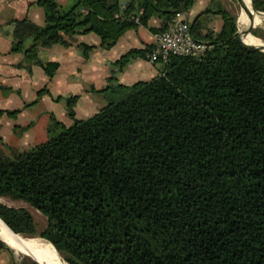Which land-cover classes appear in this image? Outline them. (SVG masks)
I'll list each match as a JSON object with an SVG mask.
<instances>
[{"label": "trees", "instance_id": "16d2710c", "mask_svg": "<svg viewBox=\"0 0 264 264\" xmlns=\"http://www.w3.org/2000/svg\"><path fill=\"white\" fill-rule=\"evenodd\" d=\"M194 1L38 0L45 24L12 19L11 48L50 77L59 63L40 58L41 47L88 31L107 47L154 14L157 29L166 27ZM228 3L209 0L190 21L203 52L169 55L151 79L109 83L105 103L85 118L74 116L76 96L68 97L73 122L50 115L47 138L27 148L0 135V196L28 202L46 222L38 228L29 209L1 200L0 220L46 239L66 264H264V51L241 43ZM254 4L264 10V0ZM216 16L218 29L210 25ZM79 45L85 55L92 46ZM150 47L114 62L121 68ZM0 251L11 264H39L11 255L1 238Z\"/></svg>", "mask_w": 264, "mask_h": 264}, {"label": "crops", "instance_id": "0c3cea01", "mask_svg": "<svg viewBox=\"0 0 264 264\" xmlns=\"http://www.w3.org/2000/svg\"><path fill=\"white\" fill-rule=\"evenodd\" d=\"M57 1L63 6L72 3V0ZM129 1L131 0H120L122 6ZM208 2L209 0H195L182 14L191 21ZM26 14L38 24L46 22L44 8L38 0H0V100L10 102L13 98L20 99L15 104L19 108L15 113L1 114L4 119L0 122V132L5 127L8 130L29 121L34 123L27 129V136L23 134L18 138L19 135L13 129L10 130L12 138L6 142L12 146L32 145L45 140L48 119L59 104V99H63V95L76 96L73 101L74 116L85 118L105 103L102 89L109 83L131 84L137 80L151 79L158 75L163 65V61H149L145 54L133 56L121 68L114 62L131 48L143 49L146 45H154V32L162 23L157 13L127 29L107 47L100 46L101 38L93 31L77 34L69 45L54 43L41 47L38 52L40 58L59 63L54 74L49 77L39 64L29 59L25 62L22 52L10 50L12 19L22 18ZM220 24L219 16L210 22L215 29H218ZM80 42L92 45L85 48L86 55L79 45ZM41 87L45 90L38 94L37 90ZM46 98L50 99V106L38 110L36 105ZM23 100L28 102L23 105ZM64 111L66 110L60 115H55L68 125L73 119L67 117L68 114ZM0 135L2 136V133ZM0 264H11L10 256L4 251H0Z\"/></svg>", "mask_w": 264, "mask_h": 264}, {"label": "built area", "instance_id": "2783aa9c", "mask_svg": "<svg viewBox=\"0 0 264 264\" xmlns=\"http://www.w3.org/2000/svg\"><path fill=\"white\" fill-rule=\"evenodd\" d=\"M183 12L174 13L166 27L154 32V45L145 54L149 61L164 62L171 54L195 55L206 49L205 41L192 36L190 21L182 14ZM129 18L138 21L137 15L131 14Z\"/></svg>", "mask_w": 264, "mask_h": 264}, {"label": "rangeland", "instance_id": "374dc122", "mask_svg": "<svg viewBox=\"0 0 264 264\" xmlns=\"http://www.w3.org/2000/svg\"><path fill=\"white\" fill-rule=\"evenodd\" d=\"M225 1H227V2H229L228 4H229V6H230V9L232 10V11H234L235 13H236V15L237 14H239V12H237V10L235 9V4H234V1L233 0H225ZM29 16V15H28ZM27 16V14L24 16V17H27V18H29ZM260 17V19H261V22H258V24L257 25H248V27L250 28V30H251V32H252V34L255 36L256 34L255 33H253V30H255V29H259V30H262L263 32H264V18L263 17H261V16H259ZM29 19H31V18H29ZM32 20V19H31ZM238 29H239V27H238ZM258 36V38H260L261 40H263L264 41V37H261V36H259V35H256V37ZM29 42H30V40L28 39L26 42H25V46L26 45H28L29 44ZM11 44H12V42H11ZM10 50H11V52H13V51H20V52H22V54H23V56H24V59H25V62H27L28 60H27V58L25 57V55H24V50H12V48H11V46H10ZM20 63V62H19ZM44 88V87H43ZM43 88L41 87V88H38V90H37V93L38 94H40L42 91L41 90H43ZM45 90V89H44ZM35 95V94H34ZM31 96V95H30ZM71 96H73V95H71ZM63 97V99L62 98H60L59 99V104L55 107L56 109H55V111H54V113H52V115H54L56 118H57V116L56 115H60L62 112H63V110H66V111H64V112H67V109H68V97H70V96H67V95H63L62 96ZM33 98V97H32ZM34 99V98H33ZM20 99L19 98H13V101H10V102H6V101H4V100H0V109H5V110H14V109H19V108H17L18 106H15V104L19 101ZM31 100V99H30ZM26 102H28V101H26ZM26 102H24V100H23V105L26 103ZM50 104H51V101H50V99L49 98H46V99H43L41 102H38V104L36 105V107H38L37 109L38 110H41V109H43V107L44 106H50ZM22 105V106H23ZM39 105H42V106H39ZM1 106H3V108H1ZM55 106V105H54ZM71 106H72V108L74 107V102H72L71 103ZM54 108V107H53ZM53 110V109H52ZM73 110H74V108H73ZM98 110V109H97ZM3 112H0V122L1 121H3V119H4V115L3 116H1V114H2ZM4 113H6L7 115L8 114H10V113H8V112H5L4 111ZM56 114V115H55ZM67 114H68V112H67ZM74 114H75V112H74ZM10 115H12V114H10ZM63 115V114H62ZM67 117H71L69 114L67 115ZM72 118V117H71ZM58 119V118H57ZM73 119V118H72ZM49 120H50V117H49V119H48V122H49ZM64 120V119H63ZM72 122H73V120H72ZM71 122V123H72ZM70 123V124H71ZM27 124H29L28 126H27ZM31 124H34V123H31V121H29V123H26V124H24V125H20V126H18L17 128L16 127H13V128H10V129H8V130H6V127L5 128H3L2 129V131L0 132V134L2 133V138L5 140V141H9V138H12L11 137V133H10V130L11 129H13L15 132H16V134L17 135H19L18 136V138H20L23 134H24V136H27L28 135V133H29V131L27 130L28 128H30L29 126L31 125ZM48 136V135H47ZM47 138V137H46ZM33 145V144H32ZM29 146H31V144L30 145H25V146H21V147H17V148H19V149H23L24 147L25 148H27V147H29ZM0 200L2 201V202H4V203H6V204H8V205H12V206H24V207H26L27 209H29L30 210V212L33 214V216H34V219H35V221H36V224H37V227L38 228H42L43 226H44V224H45V222H46V217H45V215L43 214V213H41L37 208H35V207H33L32 205H30L28 202H26V201H24V200H22V199H13V198H10V197H8V196H0ZM21 235V234H20ZM21 236H23V235H21ZM24 237H28V238H31V239H36V238H41V239H43V240H45V241H47L46 239H44V238H42V237H40V236H24ZM13 247V246H12ZM13 249V253H11V255L13 254V256L14 257H16V258H19V257H21V254H22V252H20V251H16L14 248H12ZM25 251V250H24ZM5 252V251H4ZM7 252V251H6ZM5 252V253H6ZM8 254V253H7ZM9 256H10V254H8ZM61 257V256H60ZM62 258V257H61ZM63 259V258H62ZM62 264H66V262L64 261V259H63V263Z\"/></svg>", "mask_w": 264, "mask_h": 264}, {"label": "bare ground", "instance_id": "6f19581e", "mask_svg": "<svg viewBox=\"0 0 264 264\" xmlns=\"http://www.w3.org/2000/svg\"><path fill=\"white\" fill-rule=\"evenodd\" d=\"M245 1L247 5L246 7H242V9L239 11V18L237 20L241 39L245 44L250 45L252 47L263 46L256 45L251 40L254 39L264 44V41L258 38V36H254L250 28L248 27V25L250 24L257 25L258 22H261V19L259 15L255 12V10H251L249 8L250 0ZM1 222L0 238L5 240L9 245L13 246L14 248H20L22 250L28 251L39 259L43 258L45 259V261H47V264L63 263V259L60 257L59 253L56 252L53 248H51L49 245H47L45 242H43L41 238L31 239L28 237L21 236L20 234L17 235V233H14L2 222L8 228L7 229Z\"/></svg>", "mask_w": 264, "mask_h": 264}, {"label": "water", "instance_id": "95a60500", "mask_svg": "<svg viewBox=\"0 0 264 264\" xmlns=\"http://www.w3.org/2000/svg\"><path fill=\"white\" fill-rule=\"evenodd\" d=\"M234 1V4H235V9L237 10V12H239L241 9H242V7H246V1L245 0H233ZM251 3H252V5H253V8H254V10H255V12L259 15V16H261V17H263L264 18V10H262V9H258V8H256V6H255V4H254V0H251ZM236 14V13H235ZM238 18H239V14H237L236 15V22H237V20H238ZM237 26H238V22H237ZM238 33H239V39H240V41H241V43L244 45V46H246V47H248V48H250V49H259V50H262V51H264V46H258V47H251V46H248L247 44H245V43H243L242 42V40H241V38H240V31H239V29H238ZM9 227V226H8ZM10 228V227H9ZM11 229V228H10ZM12 230V229H11ZM13 231V230H12ZM14 232V231H13ZM14 233H16V232H14ZM17 234H19V233H17ZM2 239V238H1ZM3 240V239H2ZM5 241V240H4ZM6 242V241H5ZM7 243V242H6ZM8 244V243H7ZM9 245V244H8ZM11 248H13L11 245H9ZM20 252H22V253H25V254H28L29 256H31L35 261H37L39 264H47V261H45V259H43L42 257V259H39V258H37V257H35L32 253H29L28 251H24V250H20Z\"/></svg>", "mask_w": 264, "mask_h": 264}]
</instances>
